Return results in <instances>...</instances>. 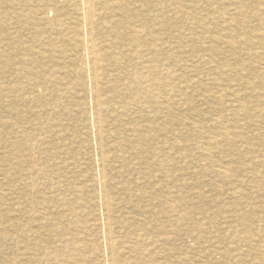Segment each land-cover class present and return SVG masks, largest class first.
Returning a JSON list of instances; mask_svg holds the SVG:
<instances>
[{"label": "rangeland", "instance_id": "rangeland-1", "mask_svg": "<svg viewBox=\"0 0 264 264\" xmlns=\"http://www.w3.org/2000/svg\"><path fill=\"white\" fill-rule=\"evenodd\" d=\"M38 1L0 0V264H264V0H97L95 72Z\"/></svg>", "mask_w": 264, "mask_h": 264}, {"label": "bare ground", "instance_id": "bare-ground-1", "mask_svg": "<svg viewBox=\"0 0 264 264\" xmlns=\"http://www.w3.org/2000/svg\"><path fill=\"white\" fill-rule=\"evenodd\" d=\"M42 1H44V0H42ZM68 1V0H67ZM70 1V0H69ZM96 1L97 0H77V14H78V17L82 20V22H83V24H88V32H87V38L85 39V40H83V48H84V52H86V54L84 53V55L85 56H88L87 57V60L90 62V64H91V68H92V71H96V69H97V67H98V62H99V59H98V57H97V52H98V47L96 46V44H95V38L93 37L94 36V31H95V27H94V23H93V19H94V16H93V13H94V6L96 5ZM99 1V0H98ZM102 2H104L103 0H101ZM115 1V0H114ZM124 1V0H123ZM129 0H127V2H128ZM142 1V0H141ZM38 2H41V1H38L37 0V3ZM106 2V1H105ZM120 2V1H119ZM44 3V2H43ZM101 3V2H100ZM116 3H118V2H116ZM116 3H115V5H116ZM121 3V2H120ZM130 3V2H129ZM39 4H41V3H39ZM122 4H124V2H122ZM127 4V3H126ZM131 4H132V2H131ZM59 5V4H58ZM72 5V4H71ZM70 5V6H71ZM98 5H99V3H98ZM115 5H113V6H115ZM119 5V4H118ZM127 5H129V4H127ZM146 5V4H145ZM57 6V5H56ZM69 6V5H68ZM68 6H66L67 8H68ZM69 6V7H70ZM109 6V5H108ZM124 6H125V4H124ZM138 6H140V5H138ZM218 6V5H217ZM104 7V6H103ZM107 6H105V8H106ZM110 7H112V6H110ZM109 7V8H110ZM143 7V6H142ZM116 8V7H115ZM111 9V8H110ZM223 9V8H222ZM56 10V9H55ZM104 10V9H103ZM121 10V9H120ZM131 10V9H130ZM146 10V9H145ZM58 11V10H57ZM74 11V10H73ZM72 11V12H73ZM101 11V13H102V10H100ZM104 11H106V9L104 10ZM127 11V10H126ZM56 12V11H55ZM69 12V11H68ZM71 12V11H70ZM108 12H110V10H108ZM107 12V13H108ZM157 12V11H156ZM256 12V11H255ZM258 12V11H257ZM44 13V12H43ZM106 13V12H105ZM112 13V12H111ZM218 13V12H217ZM259 13V12H258ZM65 14V13H64ZM103 14V13H102ZM149 14V13H148ZM220 14H222V13H220ZM56 15V14H55ZM63 15V14H62ZM74 15V14H73ZM128 16H129V14H127ZM46 15H44V17H45ZM60 16H61V12H60ZM66 16V15H65ZM64 16V17H65ZM75 16V15H74ZM100 16V15H99ZM150 17H151V15H149ZM58 17V16H57ZM67 17V16H66ZM111 17V16H110ZM157 17V16H156ZM76 18H77V16H76ZM101 18V17H100ZM102 18H103V16H102ZM105 18V17H104ZM108 18V17H107ZM122 18V17H121ZM125 18V17H124ZM128 18V17H127ZM80 19H78V20H80ZM59 20L60 19H58V22H59ZM73 20V19H72ZM116 20V19H115ZM118 20V19H117ZM125 20V19H124ZM126 20H128V19H126ZM138 20V19H137ZM75 21V20H74ZM99 21V20H98ZM120 21V20H119ZM62 22V21H61ZM103 22H105V21H103ZM97 23V22H96ZM99 23V22H98ZM129 23H131V21L129 22ZM62 24V23H61ZM80 24V23H79ZM67 25V24H66ZM69 25V24H68ZM71 25H73V24H71ZM82 25V24H81ZM104 26H105V23L103 24ZM116 25H117V23H116ZM131 25V24H130ZM142 25V24H141ZM99 26H101L100 24H99ZM103 26V27H104ZM106 26H107V28H108V25L106 24ZM111 26V25H110ZM109 26V27H110ZM131 26H133V25H131ZM139 26V25H138ZM154 26V25H153ZM66 27V26H65ZM136 27V26H135ZM97 28H98V25H97ZM101 28V27H100ZM114 28H116V27H114ZM130 28V27H129ZM134 28V27H133ZM71 29V28H70ZM82 29H84V27L82 28ZM120 29V28H119ZM128 29V28H127ZM140 29V28H139ZM145 29V28H144ZM98 30V29H97ZM132 30H134V29H132ZM136 30V29H135ZM71 31H73V30H71ZM84 31V30H83ZM99 31V30H98ZM111 31V30H110ZM141 31V30H140ZM156 31V30H155ZM229 31V30H228ZM59 32H61V31H59ZM115 32V31H114ZM132 32V31H131ZM69 33V32H68ZM116 33V32H115ZM122 33V32H121ZM126 33V32H125ZM151 33V32H150ZM58 34V33H57ZM78 34V33H77ZM96 34V33H95ZM111 34H112V31H111ZM120 34V33H119ZM136 34V33H135ZM80 35H81V33H80ZM83 35H84V32H83ZM205 35V34H204ZM59 37V36H58ZM57 37V38H58ZM82 37V36H81ZM128 37V36H127ZM134 37V36H133ZM84 38V37H83ZM135 38V37H134ZM148 38V37H147ZM59 39V38H58ZM63 39V38H62ZM67 39V38H66ZM77 39V38H76ZM119 39V38H118ZM129 39V40H128ZM127 40L128 41H130L131 39L130 38H128ZM133 39V38H132ZM155 39V38H154ZM72 40H74V39H72ZM146 40V39H145ZM157 40V39H156ZM229 40V39H228ZM69 41V40H68ZM75 41V40H74ZM127 41V42H128ZM135 41V40H134ZM158 41V40H157ZM64 42V41H63ZM135 42H133V45H134V47H135V44H134ZM146 43V42H145ZM81 44V43H80ZM121 44V43H120ZM132 44V43H131ZM72 45V44H71ZM66 46V45H65ZM107 46V45H106ZM125 46V45H124ZM132 46V45H131ZM70 47V46H69ZM121 47V46H120ZM130 47V46H129ZM131 48V47H130ZM129 48V50L131 51V49ZM136 48V47H135ZM117 49V48H116ZM63 50V49H62ZM119 50V49H118ZM121 50H125V49H121ZM127 50H128V47H127ZM139 50V49H138ZM137 50V51H138ZM117 51V50H116ZM130 51H128V52H130ZM77 52V51H76ZM75 52V53H76ZM135 52V51H134ZM139 52V51H138ZM52 53V52H51ZM56 53V52H55ZM117 54V53H116ZM115 54V55H116ZM136 54V53H135ZM59 55V54H58ZM64 55V54H63ZM119 55V54H118ZM133 55H134V53H133ZM132 56V55H131ZM130 56V57H131ZM121 57V56H120ZM129 57V56H128ZM65 58V57H64ZM69 58V57H68ZM117 58V57H116ZM138 58V57H137ZM115 59V58H114ZM132 59V58H131ZM133 59H134V57H133ZM198 59V58H197ZM102 61V60H101ZM116 61H118V59L116 60ZM145 61V60H144ZM158 61H159V59H158ZM208 61V60H207ZM111 62H112V60H111ZM211 62V61H210ZM84 63V62H83ZM109 63V62H108ZM128 63V62H127ZM75 64V63H74ZM87 64V63H86ZM103 64V63H102ZM107 64V63H106ZM69 65V64H68ZM84 65V64H83ZM141 65V64H140ZM77 66V65H76ZM81 66V65H80ZM119 66V65H118ZM137 66V65H136ZM139 66V65H138ZM263 66V65H262ZM49 67V66H48ZM70 67H72V66H70ZM120 68H121V65H120ZM264 68V67H263ZM54 69V68H53ZM57 69V68H56ZM88 69V68H87ZM86 69V70H87ZM100 69H102V68H100ZM153 69V68H152ZM60 70V69H59ZM77 70H79V68L77 69ZM108 70V69H107ZM157 69H155V71H156ZM166 70V69H165ZM169 70V69H168ZM172 70V69H171ZM225 70V69H224ZM263 70V69H262ZM63 71V70H62ZM81 71H83V69L81 70ZM145 71V70H144ZM163 71V70H162ZM54 72V71H53ZM147 72V71H146ZM145 72V73H146ZM167 72V71H166ZM174 72V71H173ZM172 72V73H173ZM52 73V72H51ZM97 73V72H96ZM102 73V72H101ZM100 73V74H101ZM124 73V72H123ZM135 73V72H134ZM133 73V74H134ZM165 73V72H164ZM216 73H217V71H216ZM49 74V73H48ZM48 74H47V76H48ZM80 74V73H79ZM151 74V73H150ZM78 75V74H77ZM84 75V74H83ZM87 75H88V72H87ZM115 75V74H114ZM117 75V74H116ZM137 75V74H136ZM163 75V74H162ZM168 75V74H167ZM170 75V74H169ZM173 75V74H172ZM51 76V75H50ZM74 76H76V74L74 75ZM82 76V75H81ZM101 76V75H100ZM104 76V75H103ZM112 76V75H111ZM135 76V75H134ZM138 76V75H137ZM141 76V75H140ZM161 76V75H160ZM85 77H87V76H85ZM116 77H118V76H116ZM120 77V76H119ZM122 77V76H121ZM146 77H149L148 75L146 76ZM163 77V76H162ZM169 77H171V76H169ZM70 78V77H69ZM90 78V77H89ZM112 78V77H111ZM135 78H136V76H135ZM141 78V77H140ZM139 78V79H140ZM213 78V77H212ZM121 79V78H120ZM138 79V80H139ZM168 79V78H167ZM170 79V78H169ZM88 80V79H87ZM119 80V79H118ZM145 81L147 80L146 78L144 79ZM90 81V80H89ZM140 81H142V78H141V80ZM151 81V80H150ZM167 81V80H166ZM174 81V80H173ZM178 81H179V79H178ZM196 81V80H195ZM80 82V81H79ZM88 82V81H87ZM139 82V81H138ZM142 82H144V81H142ZM172 82V81H171ZM212 82V81H211ZM76 83H78V82H76ZM86 83V82H85ZM132 83V82H131ZM148 83V82H147ZM160 82H158V84H159ZM174 83H175V81H174ZM66 84V83H65ZM92 84H94V83H92ZM97 84V83H96ZM139 84V83H138ZM137 84V85H138ZM144 84V83H143ZM153 85L154 83L152 82V83H150V85ZM162 84V83H161ZM67 85V84H66ZM81 85V84H80ZM85 85H87V84H85ZM102 85V84H101ZM167 85V84H166ZM177 85V84H176ZM72 86H74V83H73V85ZM88 86V85H87ZM109 86H112V85H108V87ZM132 86V85H131ZM148 86V85H147ZM154 86V85H153ZM157 86V85H156ZM155 86V87H156ZM159 86V85H158ZM163 86V85H162ZM80 87V86H79ZM84 87V86H83ZM92 87V86H91ZM160 87V86H159ZM63 88H64V86H63ZM67 88V87H66ZM88 88H89V86H88ZM114 88H116V87H114ZM118 88H120L119 86H118ZM129 88H131V87H129ZM142 88V87H141ZM145 88V87H144ZM172 88V87H171ZM65 89V88H64ZM125 89V88H124ZM132 89H134V87L132 88ZM131 89V90H132ZM136 89V88H135ZM140 89V86L138 85V90ZM170 89V88H169ZM70 90V89H69ZM68 90V91H69ZM92 90V89H91ZM114 90V89H113ZM117 90V89H116ZM122 90H123V87H122ZM157 90V89H156ZM133 91V90H132ZM141 91V90H140ZM170 91H172V89L170 90ZM76 92V91H75ZM160 92V91H159ZM51 92H49V94H50ZM57 93V92H56ZM68 92H66V94H67ZM77 94V93H76ZM154 95L156 94L155 92L153 93ZM232 94V93H231ZM96 95H98V94H96ZM158 95V94H157ZM156 95V96H157ZM160 95V94H159ZM166 95V94H165ZM230 95V94H229ZM93 96H94V94H93ZM118 96V95H117ZM162 96V95H161ZM243 96V95H242ZM153 97V96H152ZM151 97V98H152ZM224 97H226V96H224ZM229 97V96H228ZM100 98V97H99ZM117 99H118V97H116ZM207 98V97H206ZM220 98V97H219ZM218 98V99H219ZM6 99V98H5ZM124 99V98H123ZM159 99H160V96H159ZM217 99V98H216ZM222 99V98H221ZM120 100H121V98H120ZM167 100V99H166ZM133 101H135V100H133ZM137 101H139V100H137ZM174 101V100H173ZM182 101V100H181ZM71 102V101H70ZM156 103H157V101H155ZM179 102V101H178ZM63 103V102H62ZM127 103V102H126ZM129 103V102H128ZM147 103V102H146ZM167 103V102H166ZM176 103V102H175ZM232 103V102H231ZM240 103V102H239ZM238 103V104H239ZM56 104V103H55ZM137 104H139V103H137ZM173 104V103H172ZM57 105V104H56ZM55 105V106H56ZM127 105V104H126ZM129 105V104H128ZM166 105V104H165ZM167 105H168V103H167ZM61 106V105H60ZM116 106V105H115ZM130 106H133V105H130ZM152 106V105H151ZM173 106V105H172ZM53 107V106H52ZM58 107V106H57ZM97 107V106H96ZM126 107V106H125ZM243 107V106H242ZM109 108V107H108ZM128 108V107H127ZM164 108V107H163ZM13 109H15V108H13ZM51 109V108H50ZM121 109V108H120ZM97 110V109H96ZM113 110V109H112ZM54 111V110H53ZM60 111V110H59ZM114 111V110H113ZM138 111V110H137ZM155 111V110H154ZM166 111V110H165ZM168 111V110H167ZM89 112V111H88ZM71 113V112H70ZM16 114V113H15ZM94 114V113H93ZM107 114V113H106ZM69 114H67V116H68ZM65 116V115H64ZM71 116V115H70ZM109 116H111V115H109ZM102 117V116H101ZM157 118H158V116H156ZM214 117V116H213ZM71 118V117H70ZM79 118V117H78ZM109 118V117H108ZM217 118V117H216ZM75 119V118H74ZM73 119V120H74ZM75 120H77V119H75ZM87 120V119H86ZM86 120H82L83 122H86ZM94 120V119H93ZM117 120H119V119H117ZM124 120V119H123ZM217 120V119H216ZM100 121V120H99ZM220 121V120H219ZM12 122V121H11ZM90 122H91V120H90ZM98 122V121H97ZM121 122V121H120ZM224 122V121H223ZM10 123V122H9ZM139 123V122H138ZM222 123V122H221ZM3 124H5L4 122H3ZM91 124V123H90ZM95 124H96V122H95ZM190 124V126L191 127H193L192 125H191V123H189ZM92 125V124H91ZM9 126V125H8ZM13 126V125H12ZM92 127V126H91ZM13 128V127H12ZM84 128V127H83ZM94 128V127H93ZM96 128V127H95ZM104 128H105V126H104ZM92 129V128H91ZM195 129V128H194ZM216 129V128H215ZM218 129V128H217ZM220 129V128H219ZM226 129V128H225ZM196 130V129H195ZM220 130H222V129H220ZM92 131V130H91ZM94 131V130H93ZM145 131V130H144ZM131 132V131H130ZM225 131H223V133H224ZM142 133V132H141ZM144 133V132H143ZM228 133V132H227ZM100 134V133H99ZM99 134H98V136H99ZM226 134V133H225ZM210 136V135H209ZM208 136V137H209ZM212 136V135H211ZM146 137V136H145ZM229 137V136H228ZM19 138H17V140H18ZM99 139H100V137H99ZM136 140V139H135ZM142 140V139H141ZM209 140H210V138H209ZM98 141H100V140H98ZM101 142H103V141H101ZM212 142V141H211ZM134 143V142H133ZM196 143V142H195ZM220 143V142H219ZM105 144V143H104ZM131 144V143H130ZM199 144V143H198ZM209 144H210V141H209ZM214 144V143H213ZM98 145V144H97ZM116 145V144H115ZM129 145V144H128ZM216 145V144H215ZM222 145V144H221ZM99 146V145H98ZM119 146V145H118ZM117 146V147H118ZM28 147V146H27ZM36 147V146H35ZM99 147H101V145L99 146ZM121 147H122V145H121ZM205 147V146H204ZM33 148V147H32ZM62 148V147H61ZM60 148V149H61ZM119 148V147H118ZM199 148V147H198ZM117 149V148H116ZM32 150V149H31ZM62 150H64V149H62ZM107 150V149H106ZM204 150V149H203ZM120 151V150H119ZM208 151V150H207ZM10 153V152H9ZM42 153V152H41ZM46 152H44V154H45ZM66 153H68V152H66ZM6 154V153H5ZM14 155H15V152L13 153ZM78 154V153H77ZM137 154V153H136ZM100 156V155H99ZM103 156H104V154H103ZM134 156V155H133ZM3 157H4V159H5V157L6 156H4L3 155ZM13 158V157H12ZM35 158V157H34ZM55 158V157H54ZM103 158V157H102ZM104 158H105V156H104ZM11 159V158H10ZM16 158H14V160H15ZM119 160H120V158H119ZM41 161V160H40ZM66 161V160H65ZM32 162V161H31ZM42 162H43V160H42ZM46 162V161H45ZM77 162V161H76ZM4 163V162H3ZM41 163V162H40ZM72 163V162H71ZM78 163H80V162H78ZM14 164V163H13ZM49 165H50V163H48ZM100 164H101V162H100ZM16 165V164H15ZM20 165V164H19ZM26 165V164H25ZM2 166V165H1ZM73 166V165H72ZM78 166V165H77ZM37 167V166H36ZM35 167V168H36ZM46 167V166H45ZM50 167V166H49ZM64 167H65V164H64ZM67 167V166H66ZM114 167V166H113ZM39 168V167H38ZM48 168V167H47ZM51 168V167H50ZM57 168H58V166H57ZM76 168V167H75ZM74 168V169H75ZM134 168V167H133ZM34 169V168H33ZM59 169H61V167L59 168ZM7 170V169H6ZM47 170V169H46ZM51 170V169H50ZM102 170V169H101ZM8 171V170H7ZM58 172H59V170H57ZM2 172V171H1ZM0 172V173H1ZM37 172H39V171H37ZM50 172V171H49ZM13 174H14V172H12ZM36 173V172H35ZM44 173V172H43ZM7 174V172H4L3 173V175H6ZM37 174V173H36ZM18 175V174H17ZM40 175V174H39ZM59 175V174H58ZM64 175V174H63ZM14 176V175H13ZM65 176V175H64ZM97 176V175H96ZM40 177H41V175H40ZM43 177V176H42ZM8 178V177H7ZM10 178H11V176H10ZM46 178V177H45ZM44 178V179H45ZM48 178V177H47ZM58 179H59V177H57ZM64 178V177H63ZM62 178V179H63ZM66 178V177H65ZM65 178H64V180H65ZM70 178V177H69ZM73 178V177H72ZM4 179V178H3ZM43 179V180H44ZM9 181H11V180H9ZM31 181H34V180H31ZM44 181H46V180H44ZM57 181V180H56ZM59 181H60V179H59ZM62 181V180H61ZM6 182V181H5ZM16 182H17V180H16ZM30 182V181H29ZM47 182V181H46ZM50 182V181H49ZM10 183V182H9ZM23 183V182H22ZM45 183V182H44ZM43 183V184H44ZM51 183H52V181H51ZM54 183H55V181H54ZM54 183H53V185H54ZM6 184V183H5ZM30 184V183H29ZM42 184V183H41ZM46 184V183H45ZM104 184V183H103ZM11 185V184H10ZM9 185V186H10ZM56 185V184H55ZM63 185V184H62ZM91 185V184H90ZM3 186H4V184H3ZM2 186V187H3ZM21 186H22V184H21ZM64 186V185H63ZM68 186H70V185H68ZM67 186V187H68ZM77 186V185H76ZM112 186V185H111ZM54 187V186H53ZM86 187V186H85ZM92 187V186H91ZM40 188V187H39ZM59 188V187H58ZM62 188V187H61ZM71 188H73L74 189V187H71ZM83 188V187H82ZM124 188H125V186H124ZM54 189H56V188H54ZM60 189V188H59ZM2 190V189H1ZM16 190V189H15ZM51 191L53 192V188H51ZM65 191V190H64ZM77 191V190H76ZM83 191V190H82ZM2 192V191H1ZM4 192V191H3ZM10 192V191H9ZM26 192V191H25ZM24 192V193H25ZM63 192V191H62ZM51 193V192H50ZM65 193V192H64ZM92 193V192H91ZM10 194V193H9ZM32 194V193H31ZM49 194V193H48ZM85 194V193H84ZM23 195V194H22ZM57 195V194H56ZM78 195V194H77ZM80 195V194H79ZM104 195V194H103ZM102 196V195H101ZM57 197V196H56ZM77 197V196H76ZM81 197V196H80ZM31 198V197H30ZM38 198V197H37ZM47 198H48V196H47ZM52 198H54V196L52 197ZM101 198V197H100ZM20 199V198H19ZM35 199V198H34ZM41 199V198H40ZM59 199V198H58ZM97 199V198H96ZM3 200H5V199H3ZM2 200V202H4ZM14 200H15V198H14ZM25 200V199H24ZM44 200V199H43ZM50 200V199H49ZM53 200V199H52ZM93 200V199H92ZM12 201H13V199H12ZM17 202H18V200H16ZM59 201V203H60V199L58 200ZM80 201V200H79ZM84 201V200H83ZM86 201H88V200H86ZM104 201H105V203H104V205H105V211L107 212V213H109L110 212V201H109V198L107 197V196H105V199H104ZM1 202V203H2ZM50 202V201H49ZM53 202V201H52ZM62 202V201H61ZM8 203V202H7ZM20 203H22V202H20ZM26 203V202H25ZM27 205H28V203H26ZM30 204V203H29ZM51 204V203H50ZM62 204H63V202H62ZM18 205V204H17ZM45 205V204H44ZM58 205V204H57ZM68 205V204H67ZM94 205V204H93ZM8 206V205H7ZM20 206V205H19ZM22 206V205H21ZM24 207H22V208H25V205H23ZM39 206V205H38ZM59 206V205H58ZM70 206V205H69ZM81 206V205H80ZM79 206V207H80ZM170 206V205H169ZM19 208V207H18ZM33 208V207H32ZM62 208V207H61ZM83 208H84V206H83ZM39 209H40V207H39ZM66 209V208H65ZM73 209V208H72ZM85 209H86V205H85ZM36 210V209H35ZM37 210H38V208H37ZM57 210H59V209H57ZM62 210H63V208H62ZM68 210V209H67ZM18 211H19V209H18ZM21 211V210H20ZM32 211V210H31ZM43 211V210H42ZM7 212V211H6ZM35 212V211H34ZM53 212V211H52ZM63 212H65V211H63ZM66 212H68V211H66ZM65 212V213H66ZM82 212V211H81ZM19 213V212H18ZM31 213V212H30ZM61 213H62V211H61ZM60 213V214H61ZM6 214V213H5ZM34 214V213H33ZM44 214V213H43ZM50 214H52V213H50ZM54 214V213H53ZM52 214V215H53ZM56 214V213H55ZM63 214V213H62ZM116 214V213H115ZM69 215V214H68ZM40 216V215H39ZM59 216V215H58ZM66 216V215H65ZM75 216V215H74ZM26 217V216H25ZM37 217V216H36ZM50 218H52V217H50ZM63 218H64V216H63ZM94 218V217H93ZM101 218V217H100ZM31 219V218H30ZM39 219V218H38ZM42 219V218H41ZM121 219V218H120ZM119 219V221L121 222V220ZM19 220V219H18ZM42 220H44V219H42ZM93 220H95V219H93ZM113 220V219H112ZM24 221V220H23ZM28 221V220H27ZM38 221V220H37ZM25 222V221H24ZM32 222H33V220H32ZM54 222H56V221H54ZM53 222V223H54ZM123 222V221H122ZM121 222V223H122ZM18 223V222H17ZM16 223V227H15V224H13V228H17L19 225ZM53 223H50V224H53ZM1 224H3V222L1 223ZM18 225V226H17ZM21 225V224H20ZM27 225V224H26ZM30 225V224H29ZM53 225H55V224H53ZM57 225V224H56ZM65 225V224H64ZM35 226H37V225H35ZM40 226V225H39ZM50 227H52L51 225H49ZM49 226H47V227H49ZM62 226H63V224H62ZM66 226V225H65ZM27 227V226H26ZM31 227H33V226H31ZM41 227V226H40ZM59 227V226H58ZM57 227V228H58ZM107 227V226H106ZM117 227V226H116ZM38 228V227H37ZM62 228V227H61ZM64 228V227H63ZM1 229V228H0ZM4 229V228H3ZM34 229V228H33ZM43 229V228H42ZM53 228H51V230H52ZM56 229V228H55ZM54 229V230H55ZM60 229V228H59ZM69 229V228H68ZM67 229V230H68ZM19 230V229H18ZM28 230H30V229H28ZM47 230V229H46ZM50 230V231H51ZM58 230V229H57ZM23 231H25V230H23ZM60 231V230H59ZM63 231H64V229H63ZM111 231V230H110ZM29 232V231H28ZM32 232V231H31ZM61 232V231H60ZM60 232H59V234H60ZM34 233V232H33ZM56 233V231L54 232V234ZM23 234H25L24 232H23ZM31 234V233H30ZM48 234H49V232H48ZM56 234H58V233H56ZM54 235V236H57V235ZM21 235H22V233H21ZM29 235V234H28ZM53 235V234H52ZM107 235H108V233H107ZM34 236V235H33ZM39 236V235H38ZM51 236V235H50ZM61 236V235H60ZM16 237V236H15ZM30 237H31V235H30ZM36 237V236H35ZM21 238V237H20ZM23 238V237H22ZM26 238V237H25ZM37 238V237H36ZM114 238V237H113ZM24 239V238H23ZM27 239H28V236H27ZM25 240V239H24ZM14 242L16 241V240H13ZM57 241V240H56ZM23 242V241H22ZM61 242V241H60ZM62 242H63V240H62ZM67 242V241H66ZM70 242V241H69ZM58 243V242H57ZM72 243V242H71ZM74 243V242H73ZM16 244V243H15ZM63 245H65V244H63ZM69 245V244H68ZM58 246H61L60 244L58 245ZM109 246H110V248H112V246H113V241H110V244H109ZM64 247H67V246H64ZM80 247V246H79ZM17 248H18V246H17ZM55 248V247H54ZM63 248V247H62ZM67 248H69V247H67ZM83 249V248H82ZM66 250V249H65ZM78 250V249H77ZM110 250V249H109ZM56 251V250H55ZM67 251V250H66ZM68 251H70V250H68ZM67 251V252H68ZM74 250H72V252H73ZM76 251V250H75ZM74 251V252H75ZM237 251V250H236ZM22 252H23V250H22ZM71 252V251H70ZM76 252H78V251H76ZM23 254V253H22ZM109 254V253H108ZM25 255V254H24ZM29 255V254H28ZM30 256V255H29ZM27 258V257H26ZM111 259V258H110ZM63 263V262H62ZM112 264H117V262L115 261V258L114 257H112Z\"/></svg>", "mask_w": 264, "mask_h": 264}]
</instances>
